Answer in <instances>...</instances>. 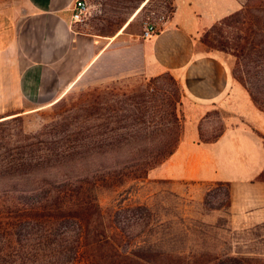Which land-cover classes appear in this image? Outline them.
<instances>
[{
	"label": "crops",
	"instance_id": "crops-1",
	"mask_svg": "<svg viewBox=\"0 0 264 264\" xmlns=\"http://www.w3.org/2000/svg\"><path fill=\"white\" fill-rule=\"evenodd\" d=\"M73 2L19 0L0 17V116L54 101L97 59L106 74L100 81L169 72L183 90V134L147 177L224 182L233 221H264V110L233 76L230 55L199 45L200 33L244 0H169V17L147 39L129 20L106 34L81 30L71 20ZM213 108L226 112L225 123L215 139L201 140L200 120Z\"/></svg>",
	"mask_w": 264,
	"mask_h": 264
},
{
	"label": "trees",
	"instance_id": "trees-1",
	"mask_svg": "<svg viewBox=\"0 0 264 264\" xmlns=\"http://www.w3.org/2000/svg\"><path fill=\"white\" fill-rule=\"evenodd\" d=\"M199 41L206 49L233 56V76L264 110V0H245L206 28ZM143 77L144 86L128 96L126 105L100 104L98 99V113L101 108L108 113L98 121V152L88 151L81 137L66 133L64 118L53 120L51 129L35 132H26L21 125L14 131L0 129V264H8L5 259L10 255L31 259V251H47L45 264H133L127 261L126 251L112 245L108 233L112 225L124 231L117 210L112 224L107 223L96 201L95 186L87 185L81 173L72 175L67 163L80 164L98 155V185L118 186L126 178L146 177L151 167L176 149L183 134V90L169 72ZM6 116H0V124L19 115ZM123 127L132 131H118ZM141 127L152 132L137 131ZM218 134L212 138L200 134L199 138L209 141ZM122 145L129 149L121 151ZM258 178L264 180V169ZM21 236L30 241L25 250ZM86 238L96 253L82 263L77 256ZM206 253H166L164 262L156 264H264L261 255Z\"/></svg>",
	"mask_w": 264,
	"mask_h": 264
},
{
	"label": "rangeland",
	"instance_id": "rangeland-1",
	"mask_svg": "<svg viewBox=\"0 0 264 264\" xmlns=\"http://www.w3.org/2000/svg\"><path fill=\"white\" fill-rule=\"evenodd\" d=\"M18 1L0 0V17L5 19L6 13L12 11ZM89 2L87 18L77 24L81 30L97 35L110 33L126 20H129L126 23L129 29L140 31L144 16L150 10L161 7L160 0ZM199 45L206 48L202 42ZM229 55L234 61L233 56ZM86 73L54 101L15 114L19 115L17 119L0 124V129L14 131L21 125L24 131L35 132L42 127L51 129L53 120L64 118L68 122L66 133L81 137L87 143L88 151L98 152V121L105 119L108 114L103 108L98 113V99L102 102L100 104L126 105L128 96L144 86L146 80L141 75H134L100 81L106 74L104 67H98V59ZM61 97L60 102L54 104ZM226 116V112L218 108L208 111L200 120L201 136L212 138L218 134ZM118 131L129 133L132 129L123 127ZM137 131L146 134L152 132L150 128L144 127ZM127 149L129 146L120 147L124 152ZM67 169L72 175L81 173L86 177L87 185L95 186L96 201L107 223L112 224L111 218L117 210V218L124 231L112 225L108 233L112 245H117L129 255L128 262L163 263L166 253L264 256V221H233L228 207V185L224 182H185L180 185L168 179L146 176L140 179L126 178L118 186H101L98 185V155L87 157L80 164L67 163ZM21 244L24 245L22 250L30 245L27 236H21ZM82 244L77 260L84 263L89 254L96 251L91 247L89 238L84 239ZM31 253V259L10 255L5 260L8 264L48 263L47 251Z\"/></svg>",
	"mask_w": 264,
	"mask_h": 264
},
{
	"label": "built area",
	"instance_id": "built-area-1",
	"mask_svg": "<svg viewBox=\"0 0 264 264\" xmlns=\"http://www.w3.org/2000/svg\"><path fill=\"white\" fill-rule=\"evenodd\" d=\"M89 1L90 0H74L71 14L73 23H82L85 21L90 6ZM160 3V9H156L157 11L153 9L150 10L142 20L140 36L144 39L150 38L152 35L156 34L161 24L166 21L172 11L169 0H160Z\"/></svg>",
	"mask_w": 264,
	"mask_h": 264
},
{
	"label": "bare ground",
	"instance_id": "bare-ground-1",
	"mask_svg": "<svg viewBox=\"0 0 264 264\" xmlns=\"http://www.w3.org/2000/svg\"><path fill=\"white\" fill-rule=\"evenodd\" d=\"M145 3H146V2H145ZM145 3H144V4H145ZM139 10H140V9H139ZM139 10H138V11H139ZM138 11H137V12H138ZM136 14H137V13H135V15H136ZM135 15H133V17L131 18V20L134 18Z\"/></svg>",
	"mask_w": 264,
	"mask_h": 264
}]
</instances>
